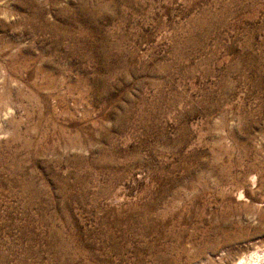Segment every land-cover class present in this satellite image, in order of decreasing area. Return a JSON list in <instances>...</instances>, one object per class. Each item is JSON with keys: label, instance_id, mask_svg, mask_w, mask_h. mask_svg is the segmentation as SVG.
I'll return each mask as SVG.
<instances>
[{"label": "rangeland", "instance_id": "obj_1", "mask_svg": "<svg viewBox=\"0 0 264 264\" xmlns=\"http://www.w3.org/2000/svg\"><path fill=\"white\" fill-rule=\"evenodd\" d=\"M251 263L264 0H0V264Z\"/></svg>", "mask_w": 264, "mask_h": 264}, {"label": "bare ground", "instance_id": "obj_2", "mask_svg": "<svg viewBox=\"0 0 264 264\" xmlns=\"http://www.w3.org/2000/svg\"><path fill=\"white\" fill-rule=\"evenodd\" d=\"M221 48H223V47H221ZM223 50V49H222ZM252 58V57H251ZM237 59V58H236ZM257 259H259V257H257ZM251 264H257V263H251Z\"/></svg>", "mask_w": 264, "mask_h": 264}]
</instances>
